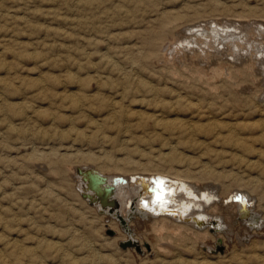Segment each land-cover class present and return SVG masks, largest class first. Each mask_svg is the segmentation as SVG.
Returning a JSON list of instances; mask_svg holds the SVG:
<instances>
[{
  "label": "rangeland",
  "instance_id": "rangeland-1",
  "mask_svg": "<svg viewBox=\"0 0 264 264\" xmlns=\"http://www.w3.org/2000/svg\"><path fill=\"white\" fill-rule=\"evenodd\" d=\"M256 22L264 0H0V264H177L178 251L145 247L158 242L148 214L125 220L77 194L75 167L116 158L126 174L210 169L205 183L227 190L218 175L238 174L257 233L221 230L225 243L181 258L264 264V69L186 30ZM134 238L142 253L118 246Z\"/></svg>",
  "mask_w": 264,
  "mask_h": 264
},
{
  "label": "bare ground",
  "instance_id": "bare-ground-1",
  "mask_svg": "<svg viewBox=\"0 0 264 264\" xmlns=\"http://www.w3.org/2000/svg\"><path fill=\"white\" fill-rule=\"evenodd\" d=\"M239 17H243V16H239ZM233 22H235V21H233ZM236 22H238V21H236ZM219 25L220 26H218L217 24L216 25L214 24V27L212 25V27H205V28H199V29H195L196 27H194V29H195L194 31L192 30V26L187 28L186 30L190 32V37L192 36L195 40V41H193V39H190L187 42V44H189V42L193 41L194 43L196 42L197 44L200 43V44L210 46L216 42H220V40H222V41L227 40V44H230V45H232V47H234V50L229 51L230 55L233 56V58H240L241 56H243L241 51L245 50L246 52L249 53L248 55H250V59H252V58L257 59L260 62L258 64H262L263 69H264V58H263L264 57V24L262 25V24L256 22L255 27L254 26H248V27L247 26L246 27L240 26L239 23L238 24H236V23L232 24L231 23V24L224 25V26L223 25L221 26V24H219ZM241 33H243L242 34L243 36L240 35ZM250 35H254L257 38L253 37L250 40L249 39ZM245 40H247L248 42L246 43ZM177 42L176 41L173 43L170 42L169 47H171V46L176 47ZM241 44H245L244 45L245 47H242ZM246 44H248L250 49L246 48L247 47ZM190 45L192 46L193 44H190ZM219 45L220 44H218L217 46H219ZM180 46H182V43ZM217 46H216V48H217ZM185 47H187V46L185 45ZM204 47L206 48V46H204ZM210 47H212V46H210ZM200 48H202V46ZM228 48H230V47H228ZM180 49H182V48H180ZM208 49H209V47H208ZM206 50L207 49H205V51ZM207 51H209V50H207ZM170 52H169V54H170ZM245 53H244V55H245ZM258 54L260 55L259 58L257 57ZM223 64H225V62ZM225 68H227V67H225ZM220 69H221V67H220ZM210 70H212V69H210ZM221 71L223 73V70H221ZM263 72H264V70H263ZM216 95H218V94H216ZM170 148H172V147H170ZM245 150L249 151L250 149H249V147H246ZM82 159H84V158H82ZM119 161H120V159H119ZM119 161L116 158V160H112L111 163H113V164H109V166H107L108 168L111 167L110 169L112 171L111 170L105 171L104 167L98 170L96 168V166H95V168H92V169L97 171L100 175L104 176L106 178V182L113 187L111 199L114 201V203H113L111 208H118L119 210H122L121 211L122 217H124L125 220H126V218L129 217L130 212L135 211L138 213L140 212V213L148 214V218H146V219H147V223L149 226L150 234H152V236L157 238V240H158V242L155 244L151 243L150 241H147L150 244L149 246H151L148 249H150L151 251L153 250V248H156L158 251L165 250L166 248L174 249L175 252L176 251L179 252L177 255L178 260H175V262L177 264H189L187 259L181 258V255H184L186 253H191L193 251L196 255H200V253H201L200 251H202L201 245H202V247L205 246V243L207 241H210L214 248L216 247V245H219L221 242L225 243V241H223V240L220 241L219 239L216 238V236L218 237L221 235L220 234L221 230H225L226 234H229L228 228H231V227L235 228V227L240 226L244 231H247V232L250 231V232H252V234L257 233L256 229L259 228V226L257 227L256 225L259 223V221L257 222L254 214L258 213V210H261V209L260 208L258 209V207L255 208L256 207V205H255V207L252 208V210L254 211L253 213L248 211V208L253 206V197L251 195L252 192L248 191L250 193V195H247L246 194L247 192H245L244 189L241 190V187H242L241 182H240L241 178L238 176V174L228 172V173H224V175H218V177H229L230 179H232L231 183L234 187H231V190H227L226 184H221L220 187L216 188L214 185L205 183L207 176L210 175V179H214V176H216L217 174H220L217 172L214 173L210 169H206L205 172H203L204 174H202L201 180L193 179L191 176H189L187 174L186 169L182 170V171L181 170H166V171H163L166 173L165 175L162 173H158V174L152 173V175H145V174H138V172L136 173V171H135V173L126 174V172H130L131 170L129 171L126 168L119 166L120 165V164L118 165ZM246 161H248V160H246ZM250 163L251 162H249L248 164L250 165ZM89 166L91 167V164ZM77 167L89 168L88 166L80 165V164ZM100 167H102V166H100ZM70 168L71 167H69V169ZM75 168L73 169L72 172L75 175L74 177H75L76 187H78V189H77L78 193L77 194L80 196V192L84 188V183H82L81 178L78 175H76ZM149 168H151V167H149ZM138 170H141V168ZM146 170H147V168L144 169V171H146ZM151 171H155V169H151ZM119 174H121V175H119ZM155 175L167 177L170 180L174 181V183L172 185H174L173 189L175 192L169 198L170 202H169V204H167L168 208L166 210V213H162V214H154L150 211H147L144 209V207L140 203L141 199H146L147 201L150 200V194L146 195L147 189H148L150 184L145 180L144 181H136V180L133 181L130 179V177H136V176L137 177L142 176V177L149 178L150 176H155ZM180 178L182 180H180ZM214 181H215V179H214ZM256 182H258L257 178L256 179L253 178L249 181V184H251L253 186V185H255ZM252 186H250V187H252ZM255 186H257V184ZM246 187L247 186L242 187V188H246ZM259 187H260V185L258 186V188ZM253 190H251V191H253ZM254 192H255V190H254ZM189 194H191V195H189ZM262 196H259V197L261 198ZM234 197H240L241 198L240 200L244 199L243 210L246 211V214H244V216H242L241 218H240V208L242 207V204L239 200L234 199ZM259 197H257V198H259ZM261 200L262 199H260L259 201L262 202ZM92 206H93L92 209L99 212V210H100L99 204H95ZM227 207L231 208L232 216L229 214H226L225 211H226ZM111 208L108 207L106 209H111ZM118 209L116 210V212L119 211ZM112 211L114 212V210H112ZM151 221L153 224L151 223ZM234 228L232 231H234V233L237 234L239 239L234 240V238H233V241L235 243H237V242L240 243V242H242V240L239 237L240 234L237 231L235 232ZM162 231H165V234L163 235V233H162L163 236H160L161 235L160 233ZM170 232L173 234L175 239L179 238L184 243H172L171 239L173 238V236L170 235L171 234ZM222 233H224V232H222ZM221 236H223V235H221ZM233 237H234V235H233ZM191 239L193 241H191ZM123 240H125V238ZM136 240L137 239H135V241ZM185 240L186 241L190 240L191 243L187 244V242H185ZM126 241H127V239H126ZM144 241H146V240H142V242H144ZM148 243H146V244H148ZM144 244H145V242H144ZM145 247H146V245H145ZM143 249H144V246H143V248H141V250H143ZM93 250H95V249H93ZM94 254H95V252H94ZM196 261H197V258H195V262ZM96 263H98V262H96ZM190 264H191V262H190ZM196 264H216V263H214L212 261L209 262L207 260L205 262L197 261Z\"/></svg>",
  "mask_w": 264,
  "mask_h": 264
},
{
  "label": "water",
  "instance_id": "water-1",
  "mask_svg": "<svg viewBox=\"0 0 264 264\" xmlns=\"http://www.w3.org/2000/svg\"><path fill=\"white\" fill-rule=\"evenodd\" d=\"M76 175L81 178L82 183H84V188L80 192V196L86 199L89 205L99 204L101 212L106 208H111L114 201L111 199L113 187L106 182V178L100 175L97 171L89 168H75ZM131 180L136 181H147L150 185L147 189L146 195L150 194V200L141 199L140 203L145 210L150 211L154 214L166 213L168 208L167 204L170 202V197L174 194V181L167 177L160 175L147 177H130ZM161 179L164 181L162 185V190L158 188L156 181ZM242 204L240 208V218L246 214L243 210L244 199L239 200ZM243 210V211H242ZM121 221V220H120ZM126 230H128L126 228ZM109 235H112V231H108ZM121 249L134 248L137 253H141V248L136 241L127 240L118 243ZM148 249V246H146Z\"/></svg>",
  "mask_w": 264,
  "mask_h": 264
},
{
  "label": "snow or ice",
  "instance_id": "snow-or-ice-1",
  "mask_svg": "<svg viewBox=\"0 0 264 264\" xmlns=\"http://www.w3.org/2000/svg\"><path fill=\"white\" fill-rule=\"evenodd\" d=\"M156 183H157V185H158V188H160V189L162 190V185L164 184V181L161 180V179H158V180L156 181ZM189 195H191V194H189ZM234 199H236V200H240L241 198H240V197H234Z\"/></svg>",
  "mask_w": 264,
  "mask_h": 264
}]
</instances>
